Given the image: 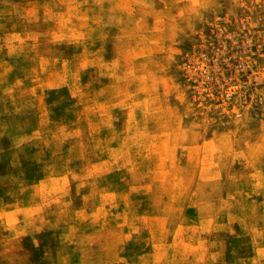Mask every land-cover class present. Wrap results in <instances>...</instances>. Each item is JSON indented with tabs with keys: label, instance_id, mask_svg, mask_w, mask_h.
I'll return each mask as SVG.
<instances>
[{
	"label": "rangeland",
	"instance_id": "obj_1",
	"mask_svg": "<svg viewBox=\"0 0 264 264\" xmlns=\"http://www.w3.org/2000/svg\"><path fill=\"white\" fill-rule=\"evenodd\" d=\"M242 2L251 42L207 0L20 6L0 30V264H264V0ZM152 156L163 176L131 192Z\"/></svg>",
	"mask_w": 264,
	"mask_h": 264
},
{
	"label": "clouds",
	"instance_id": "obj_2",
	"mask_svg": "<svg viewBox=\"0 0 264 264\" xmlns=\"http://www.w3.org/2000/svg\"><path fill=\"white\" fill-rule=\"evenodd\" d=\"M205 12L213 23L234 34H243L244 38L249 42L255 40L256 32L251 27L253 21L249 9L242 0H207ZM54 156L57 162L63 166V171L66 173L71 166L69 153H66L63 146L58 143L54 149ZM145 173L150 174L155 180H159L163 176L164 170L155 156L148 159L144 172H141L135 166H129L125 169L127 187L131 192L140 193L146 190L144 183ZM101 183L106 187L111 184L107 171H105ZM98 227L103 236L113 242L128 240L132 236L131 231L123 227L118 220L111 217L102 219Z\"/></svg>",
	"mask_w": 264,
	"mask_h": 264
},
{
	"label": "trees",
	"instance_id": "obj_3",
	"mask_svg": "<svg viewBox=\"0 0 264 264\" xmlns=\"http://www.w3.org/2000/svg\"><path fill=\"white\" fill-rule=\"evenodd\" d=\"M28 0H0V30H9L13 23V19L15 15L17 14L18 9L20 6L24 3H26ZM2 73V68L0 65V76ZM2 112V111H1ZM7 119H0V125H3L6 123ZM9 120V119H8ZM32 146V149H27L24 152H21V149L19 150L20 153L26 154L28 158L32 156V154L35 152V150H42V147L33 146V144H30ZM18 151V152H19Z\"/></svg>",
	"mask_w": 264,
	"mask_h": 264
}]
</instances>
